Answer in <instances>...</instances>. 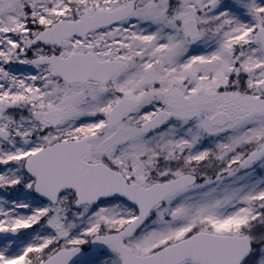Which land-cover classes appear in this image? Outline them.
<instances>
[{"label":"snow or ice","instance_id":"6c2138e0","mask_svg":"<svg viewBox=\"0 0 264 264\" xmlns=\"http://www.w3.org/2000/svg\"><path fill=\"white\" fill-rule=\"evenodd\" d=\"M0 264H264V0H0Z\"/></svg>","mask_w":264,"mask_h":264}]
</instances>
